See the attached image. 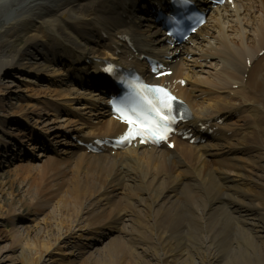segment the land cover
Returning a JSON list of instances; mask_svg holds the SVG:
<instances>
[{
  "label": "bare ground",
  "instance_id": "1",
  "mask_svg": "<svg viewBox=\"0 0 264 264\" xmlns=\"http://www.w3.org/2000/svg\"><path fill=\"white\" fill-rule=\"evenodd\" d=\"M140 2L0 0V73L13 67L23 83L0 80V157L27 150L0 174V217L41 215L0 222V264H264V0L216 8L161 78L219 137L113 153L74 145L124 125L101 109L104 88L79 90L67 71L95 73L110 55L103 38L130 17L138 47L164 49Z\"/></svg>",
  "mask_w": 264,
  "mask_h": 264
},
{
  "label": "rangeland",
  "instance_id": "2",
  "mask_svg": "<svg viewBox=\"0 0 264 264\" xmlns=\"http://www.w3.org/2000/svg\"><path fill=\"white\" fill-rule=\"evenodd\" d=\"M19 43L21 45L24 44V41L20 40ZM17 45V42H16ZM19 61H22V57L20 58ZM5 79H12L14 80V83L21 84L20 86L23 87V83L21 82V80L18 81L17 75L14 74V68L12 67L7 68L6 70H4L2 73H0V80L1 82H4ZM13 95H10V97H12ZM21 98V97H19ZM24 99L28 100L26 96H24ZM20 99H18V97H12V102L17 103L19 102ZM1 135V134H0ZM2 137V136H1ZM23 151L27 152V150L23 149ZM23 151L20 150H15V152L11 151L9 153H7V155H2L0 157V174H4L5 176H10L11 174H13L12 169L16 166H18L19 164H21V162L23 161H19L22 160L23 158H19V156L21 155V153H23ZM25 154V153H24ZM27 155H30L29 153ZM29 157V159H31V156H27ZM41 215L38 212H35L33 210L32 207H22L21 209H19L18 211H15L13 213H6L5 215L0 217V222L1 224L4 226V228L9 229L11 228V226L13 225L14 222H16L18 225H22V224H32L34 219H38V217H40Z\"/></svg>",
  "mask_w": 264,
  "mask_h": 264
},
{
  "label": "snow or ice",
  "instance_id": "3",
  "mask_svg": "<svg viewBox=\"0 0 264 264\" xmlns=\"http://www.w3.org/2000/svg\"><path fill=\"white\" fill-rule=\"evenodd\" d=\"M156 91L158 93L164 92L163 89L157 88ZM166 98L161 99L160 106L154 107V111H156L157 115L160 117V121H163L161 124L160 122H149L145 125H137V122L132 120L131 118L127 119V124L133 127H129L127 133H125L124 139H131L133 135L137 137H143L144 135H148L152 138L154 142H161L166 140L171 132L170 124L173 121V117L163 115L161 109H169L171 105L169 101L171 97L164 93ZM151 103V102H150Z\"/></svg>",
  "mask_w": 264,
  "mask_h": 264
}]
</instances>
